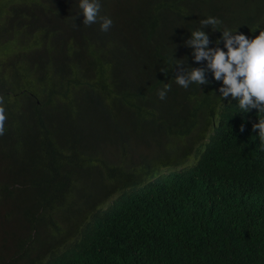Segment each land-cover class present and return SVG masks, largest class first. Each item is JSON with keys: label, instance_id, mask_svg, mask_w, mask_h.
Masks as SVG:
<instances>
[{"label": "clouds", "instance_id": "1", "mask_svg": "<svg viewBox=\"0 0 264 264\" xmlns=\"http://www.w3.org/2000/svg\"><path fill=\"white\" fill-rule=\"evenodd\" d=\"M24 3L62 56L41 90L0 67V194L15 207L0 212V264L182 262L206 234L172 232L183 212L169 195L222 208L245 190L235 172L264 155V0ZM16 119L29 124L6 135ZM257 214L254 232L212 223L221 236L264 239Z\"/></svg>", "mask_w": 264, "mask_h": 264}, {"label": "trees", "instance_id": "2", "mask_svg": "<svg viewBox=\"0 0 264 264\" xmlns=\"http://www.w3.org/2000/svg\"><path fill=\"white\" fill-rule=\"evenodd\" d=\"M24 1L0 0V53L2 57H0V67L6 75L12 76L22 86L37 85L41 90L42 83L49 84V77L60 73L55 68L59 66L58 61L62 54L59 42L52 39L46 29H32L34 21H27L31 8ZM42 13L46 15V11ZM19 43H24L25 47L30 49L25 48L23 51ZM6 44L13 45H7L10 47L6 48ZM26 52L28 56L22 57ZM192 60L195 61L194 58ZM77 62L85 69H98L104 64L102 61L82 59H77ZM255 117L264 119V113H257ZM64 120H67V117L63 115L56 118V122ZM28 124L27 120L20 119L5 122V134L26 128ZM256 135L260 140L258 130ZM262 146L264 149V143ZM43 171L40 165L36 169V178L43 194L47 195L48 188L40 176ZM234 179L247 180L243 194L234 196L233 188L231 194L226 193V205L213 211L201 210L198 205L180 193L169 195L178 209L183 212L182 220L175 216L177 222L172 226V232L177 230L178 237L181 238L194 227H198L206 234L205 241L200 243L197 249L193 246L185 249L183 261L193 258L187 263H182V261L178 264H264V239L260 234L250 233L260 227L261 221L257 213L264 209V155H261L248 171L235 172ZM4 200L5 195L0 194V212L13 215L15 207L9 206ZM158 208V202L154 201L152 209L157 211ZM125 212L126 210L119 211L120 214ZM224 220H230L250 232L244 231L221 236L220 231L214 227L212 222ZM233 243L237 247L234 248ZM169 252L176 259L179 258L177 247L169 249Z\"/></svg>", "mask_w": 264, "mask_h": 264}]
</instances>
